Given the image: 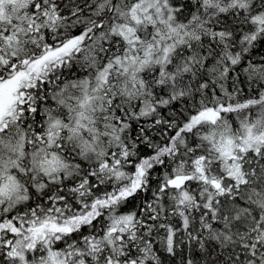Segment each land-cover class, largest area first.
<instances>
[{
  "label": "snow or ice",
  "instance_id": "obj_1",
  "mask_svg": "<svg viewBox=\"0 0 264 264\" xmlns=\"http://www.w3.org/2000/svg\"><path fill=\"white\" fill-rule=\"evenodd\" d=\"M0 264H264V0H0Z\"/></svg>",
  "mask_w": 264,
  "mask_h": 264
}]
</instances>
